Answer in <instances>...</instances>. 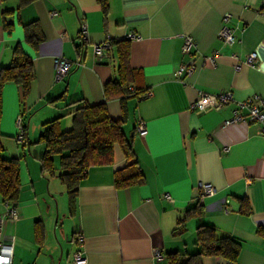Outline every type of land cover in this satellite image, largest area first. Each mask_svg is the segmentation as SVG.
I'll list each match as a JSON object with an SVG mask.
<instances>
[{
    "label": "crops",
    "instance_id": "obj_1",
    "mask_svg": "<svg viewBox=\"0 0 264 264\" xmlns=\"http://www.w3.org/2000/svg\"><path fill=\"white\" fill-rule=\"evenodd\" d=\"M108 6L105 13L100 0H35L28 5L0 0V70L11 65L18 45L35 70L27 97L14 83L5 84L2 93L4 156H23L21 194L15 203L19 219L4 226L5 241L13 243L12 264H72L79 236L87 264H173L170 254L199 249L196 229L201 224L242 243L237 263L205 256L203 264H264V136L257 123H226L236 102L264 98V0H108ZM227 14L226 25L239 44L219 37ZM35 21L45 37L37 49L26 43L24 29ZM7 24L13 25L11 32ZM131 33L141 38L131 40ZM190 36L195 46L186 54ZM108 41L111 50L98 60L95 46ZM124 51L134 70V86L131 94L107 105L113 120H124L145 180L116 186L115 174L127 163L117 145L111 163L90 167L71 208L61 188L65 185L42 173L39 157L45 145L30 144L38 141L48 121L63 116L61 129L71 128L72 117L65 116L71 102L104 103V87L119 79ZM253 52L258 59L251 66L245 60ZM235 56L241 61L239 71ZM57 57L72 62L62 81L56 79ZM191 60L194 72L177 78L180 67ZM225 91L233 92L235 102L221 110H192L200 93ZM19 117L30 141L23 152L17 143ZM140 123L145 136L137 130ZM55 168L58 173V157ZM201 183L213 184L217 192L199 203ZM0 202L3 214L7 206L1 197ZM198 205L202 215L179 224ZM176 230L181 234L175 235ZM154 249L165 258L157 260Z\"/></svg>",
    "mask_w": 264,
    "mask_h": 264
},
{
    "label": "trees",
    "instance_id": "obj_2",
    "mask_svg": "<svg viewBox=\"0 0 264 264\" xmlns=\"http://www.w3.org/2000/svg\"><path fill=\"white\" fill-rule=\"evenodd\" d=\"M35 0H22L28 5ZM104 12L108 11V0H100ZM8 32L13 25L7 24ZM25 41L33 49L45 41V37L37 21L24 25ZM118 69L119 79L108 82L104 87L105 102L99 105H90L84 99L71 102L67 105L65 116L72 117V126L62 130V117L48 121L42 125V132L37 142L32 145L44 144L45 153L39 157L41 170L45 178L57 177L65 185L71 208L78 195L81 182L85 179L90 167L111 163L115 146H120L125 154L127 163L124 168L115 174L117 187H126L142 184L145 180L132 140H128L124 129V120H113L109 114L107 102L115 97L131 94L134 86V70L130 66L129 53L124 51L120 56ZM35 79V70L32 59L18 45L13 51L11 65L0 70V118L2 112V93L5 84L14 83L22 88L24 97L30 93ZM139 94V93H137ZM23 142L19 147H26L28 141L27 127L24 126ZM1 138V134H0ZM59 158V172L55 168V158ZM19 158H6L0 141V197L4 203L15 205L21 194L20 162ZM249 213L248 210H243ZM202 215V208L198 205L186 211L185 217L179 224L186 225L189 218H198ZM180 230L175 235H180ZM196 245L199 249L195 253L170 254L173 264H203L205 256H221L230 263H237L242 243L235 237L221 233L213 226L199 225L196 229Z\"/></svg>",
    "mask_w": 264,
    "mask_h": 264
},
{
    "label": "built area",
    "instance_id": "obj_3",
    "mask_svg": "<svg viewBox=\"0 0 264 264\" xmlns=\"http://www.w3.org/2000/svg\"><path fill=\"white\" fill-rule=\"evenodd\" d=\"M54 15H57V12H55ZM230 18L231 16L229 14L223 17L224 25L220 31L219 37L223 41L231 45L239 44L241 40L238 35L233 29L226 25V23L230 21ZM87 33V27L83 26V38L87 39ZM129 38L131 40H138L141 38V36L135 33H131L129 34ZM194 46V39L191 36L187 37L184 46L185 53L190 54ZM109 50H111V43L109 41L104 44L96 45L94 49L98 60L104 58ZM235 58L238 59V62L235 65V69L239 71L241 69V61L237 56H235ZM257 59V52H253L247 56L245 61L247 64L254 66V63L257 61ZM78 64L80 65V62ZM54 66L56 70L57 81H62L69 74L72 62L64 57H57L55 59ZM194 70L195 62L191 60L190 62L183 64L180 67L176 76L177 78H179L184 74L191 75ZM233 102H235V97L232 91H225L217 94L202 92L200 93L199 98L195 100L191 106L192 110L202 113L209 110H221ZM236 122L257 123L260 125V133L264 136V98L259 95H255L248 98L247 100L236 102V106L232 111V118L227 120L226 123L232 124ZM17 125L19 128L17 141L23 142L25 140V137L22 117L18 118ZM137 130L141 134V136H145L147 134V129L144 123H140L137 127ZM227 151L228 148L225 149V152ZM247 182L248 184L252 183V179L248 176ZM216 192V187L213 184L201 183L199 185V203L202 202L206 197L216 194ZM165 197L169 202H174L170 194H166ZM6 206V211L3 214H0V264H12L13 259V243L6 242L4 236V226L6 224V221L14 222L19 219V211L17 207L9 203H6ZM225 211L227 212L228 210L225 209ZM77 241V249L73 253L72 264H87V257L83 245V236H79ZM154 250V256L157 260H162L165 258L164 254H162L159 249Z\"/></svg>",
    "mask_w": 264,
    "mask_h": 264
},
{
    "label": "rangeland",
    "instance_id": "obj_4",
    "mask_svg": "<svg viewBox=\"0 0 264 264\" xmlns=\"http://www.w3.org/2000/svg\"><path fill=\"white\" fill-rule=\"evenodd\" d=\"M20 150H21V152H23L22 148H20ZM10 158H12V157L10 156ZM61 188H63V189L65 190V193L68 194L67 191H66V189H65L64 187H61ZM59 198H60V196H59ZM67 198H68V197H67V195H66L65 200H67ZM65 200H64V201H65ZM0 205H2L1 202H0Z\"/></svg>",
    "mask_w": 264,
    "mask_h": 264
}]
</instances>
